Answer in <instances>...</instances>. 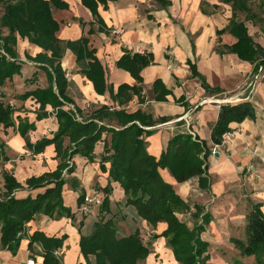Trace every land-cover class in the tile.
<instances>
[{"label": "crops", "instance_id": "obj_1", "mask_svg": "<svg viewBox=\"0 0 264 264\" xmlns=\"http://www.w3.org/2000/svg\"><path fill=\"white\" fill-rule=\"evenodd\" d=\"M58 2H63L64 7L52 9L53 18L59 24L57 37L63 43L87 38L88 49L94 50L104 69L108 88L104 95L98 94L83 73L89 60L84 56L78 58L75 52L66 48L61 64L68 81L66 94L69 101L63 110H81L84 117L103 106L125 109L129 113L145 112L156 121L155 126L148 128L152 134L146 142L149 153L158 159L170 139L178 133L193 132V136L205 141L210 148L205 187L200 185L199 177L179 184L168 169H162L160 173L185 202L203 207L204 212L212 216L207 225L210 229H206L213 237L211 243L208 242L210 245L215 246L220 240L230 238L238 226L245 229L254 205L260 204L264 212V66L260 71L261 60L251 63L229 51L238 42L229 31L233 19L232 4L222 0H166L165 5L158 0ZM260 2L249 0L250 15L237 12V21L244 23L254 43L264 49V24L261 21L264 14ZM250 16H254V20ZM221 31L225 32L220 34ZM7 34L8 30L3 29L1 35ZM16 50L20 73L0 86V102L10 108L12 122L11 125L0 123V198L6 192L4 173H8L21 186L14 192V197L23 199L44 192V189L28 188L27 181L56 171L62 160L57 157L54 145L47 146L40 154L28 147V144L35 145L44 138H53L59 128L53 106L41 107L34 96L37 90L49 87V80L45 70L41 69L42 65L29 58L45 51L20 37ZM136 54L151 60L140 73L141 83L119 65L124 56ZM156 81L162 83L157 92L154 91ZM122 85H137L141 94L130 91L131 99L120 104L114 95ZM111 87L113 95L109 91ZM163 89L169 92L166 101L157 100ZM244 101L253 105L255 116L231 124L234 133L230 140L221 145L214 144L212 130L218 121L220 106ZM162 118L168 121L160 123ZM21 122L33 126L26 137L20 133ZM106 138L107 135H103L95 146L92 160L79 155L67 160L69 168L74 171L71 175L64 171L69 183L64 186L62 195L64 205L75 214V220L36 216L26 225L15 252L2 245L0 225V264H43L42 247L37 246L32 252L29 250V239L36 231L48 237L67 236L59 259L63 264H86L80 248L81 237L90 236L100 218L114 221L116 215L127 218L132 214L129 212L131 207L125 205L124 193L119 190L118 183L110 180V164L103 163L102 167ZM69 145L70 139L66 138L64 147ZM252 168L258 172L256 179L249 176ZM106 187H110V193L104 191ZM82 192L85 196L93 192L103 201L107 198L109 205L106 209L95 207L91 214L84 215L79 212L78 204ZM133 218L136 222H128L129 231L118 232V235L127 237L136 231L143 237L147 232L151 234L146 242L150 255L138 264H180L167 239L154 238L167 229L165 223L153 227L140 217ZM81 221L85 225L79 234L75 225ZM228 243L235 247L231 238Z\"/></svg>", "mask_w": 264, "mask_h": 264}, {"label": "trees", "instance_id": "obj_2", "mask_svg": "<svg viewBox=\"0 0 264 264\" xmlns=\"http://www.w3.org/2000/svg\"><path fill=\"white\" fill-rule=\"evenodd\" d=\"M158 1L167 4L166 0ZM222 1L232 4L233 19L229 31L238 39L229 51L251 63L261 60L259 67L264 66V49L254 43L244 23L237 21V12H247L250 15L249 0ZM59 7H64V3L58 0H0V50L4 52L0 54V86L20 73V65L16 63L19 37L28 39L30 43L45 51L35 58H29L42 65L41 69L45 70L49 80V87L37 90L34 96L41 103V107L53 106L57 112L59 128L53 138H44L35 145L28 144V147L33 149L34 153L40 154L47 146L54 145L57 157L62 160L56 171L27 181L30 189H44V192L35 197H14V192L21 186L13 175L4 173L6 192L0 198L2 245L15 252L23 238L26 225L38 215L75 220V214L64 205L62 195L64 186L69 183L64 171L67 170L66 173L70 175L74 171L69 168L67 160L77 155L92 160L95 146L102 140L103 135H107L102 167L103 163L110 164V180L119 183L124 189L126 207L136 208L139 217L153 227L160 223L167 225V229L154 238H166L180 264H211L209 243L201 239V234L211 223L212 216L198 205L194 206L195 212H192L191 206L160 173V170L168 169L179 184L199 177L200 185L205 187L206 160L210 148L198 136L178 133L170 139L166 150L158 159L149 153L146 142V138L152 134L148 128L155 126L156 121L145 112L138 110L129 113L125 109L116 108L111 111L110 107L103 106L86 117L78 110L82 121H77L72 111L63 110L64 104L69 101L66 94L68 81L61 64L66 48L75 52L78 58L84 56V59L89 60L83 73L93 83L98 94L104 95L108 88L100 61L94 50L88 49V39L63 43L57 37L59 24L53 18L52 9ZM260 9L264 14V0L260 2ZM250 18L254 20V16ZM261 21L264 24V18ZM3 29L8 30L5 36L1 35ZM262 30L264 32V25ZM224 32L221 31L220 34ZM48 52L51 54L48 55ZM150 62L148 57L136 54L133 57L124 56L119 65L141 83L140 73ZM159 87H162V83L156 81L154 91L160 90ZM109 91L113 95L112 87ZM130 91L136 95L141 94V88L137 85H122L114 99L120 104L127 103L131 99ZM166 95H169V92L163 89L162 96L158 94L156 99L166 101ZM254 116L255 110L249 101L222 104L218 121L212 130L213 143L221 145L225 134L234 133L231 124L242 123ZM167 121V118L160 119V123ZM0 123L12 124L10 108L1 102ZM19 129L21 135L26 137L33 126L28 122H21ZM66 138L70 139L67 148L64 147ZM104 191L110 193L111 189L106 187ZM84 199L85 194L82 192L78 200L79 212ZM107 203L106 198L102 204L104 209L107 208ZM187 212H191L195 219L192 228L180 218L181 214ZM245 234V240L231 238L232 244L242 256L253 257L255 264H264V212L260 204L254 205L249 212ZM29 240L31 252L37 246L42 247L43 264H63L56 252L63 248L67 236L48 237L45 233L36 231ZM80 248L86 264H138L150 255V248L144 243L139 231L127 237H120L114 221L104 218L98 219L90 236L81 237Z\"/></svg>", "mask_w": 264, "mask_h": 264}, {"label": "rangeland", "instance_id": "obj_3", "mask_svg": "<svg viewBox=\"0 0 264 264\" xmlns=\"http://www.w3.org/2000/svg\"><path fill=\"white\" fill-rule=\"evenodd\" d=\"M257 175H258L257 170H255V173H254L253 177H251V174L249 173V176L251 178H253V179H256ZM115 183H117V182H115ZM118 185H119V190L124 193L123 195L125 197L124 189L122 188V186L119 183H118ZM90 195H93V192L90 193ZM125 200H126V197H125ZM108 205L109 204H107V206ZM190 206H191V208H194L195 204L194 203H190ZM194 209L192 210V212L195 211ZM129 212H131L132 214L127 216V218L124 217L123 215L114 216V221H115L114 223H115L119 233H127L129 231V228H130L129 227L130 225H128V222H132L133 221L132 223H135L136 219H134L133 217H139V214H138V211H137L136 208L131 207ZM180 218L182 220H184L192 228L193 223L195 222V219L193 218V216H191V214L190 215L189 214H183V215L181 214ZM126 219L128 221H125ZM84 225L85 224L84 223L81 224V222L77 223L75 225V227L77 228L79 234L82 233V230L84 229ZM209 229L207 227V231ZM207 231H204L201 234V239L204 242H207V243L210 242L211 243V239L213 237L210 236ZM121 236L122 235H120V237ZM230 238H239V239L245 240L246 239V234H245L244 227L243 226L242 227L238 226L235 229V231L233 232L232 236H230ZM230 238H224L223 240H220L221 242L219 244H215V246H212V245L209 244L208 254H210V263L211 264H255V259L253 257H244V256L241 255L239 250H237L235 247L229 245L228 242H229Z\"/></svg>", "mask_w": 264, "mask_h": 264}, {"label": "built area", "instance_id": "obj_4", "mask_svg": "<svg viewBox=\"0 0 264 264\" xmlns=\"http://www.w3.org/2000/svg\"><path fill=\"white\" fill-rule=\"evenodd\" d=\"M116 34V33H115ZM260 71L263 70V66H261L259 68ZM0 96H1V89H0ZM88 109L90 108L89 106L87 107ZM115 108H111V111H114ZM70 111H72L75 114V118L77 121H82V118L80 117V115L77 113V111L74 108H71ZM193 134V132H192ZM233 133H227L223 136V143H226L230 140V138L232 137ZM251 177L254 176L255 173V169L252 168L249 170ZM1 177H2V169L0 168V181H1ZM103 204V199L97 195H87L85 196L84 199V203L81 206V212L84 215H88L91 214L94 210L95 207H100ZM26 230V228H25ZM151 238V234L149 232H147L145 234V236L143 237V241L146 244L147 241H149V239ZM56 256L60 257L61 253L60 251L56 252ZM31 264V263H30Z\"/></svg>", "mask_w": 264, "mask_h": 264}]
</instances>
